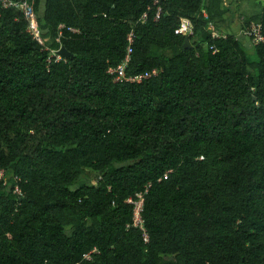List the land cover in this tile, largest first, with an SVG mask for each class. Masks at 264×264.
Segmentation results:
<instances>
[{"label": "trees", "instance_id": "obj_1", "mask_svg": "<svg viewBox=\"0 0 264 264\" xmlns=\"http://www.w3.org/2000/svg\"><path fill=\"white\" fill-rule=\"evenodd\" d=\"M156 1L36 0L45 46L0 5V264H264V45L213 37L224 0ZM132 31L127 76L159 74L115 82Z\"/></svg>", "mask_w": 264, "mask_h": 264}, {"label": "built area", "instance_id": "obj_2", "mask_svg": "<svg viewBox=\"0 0 264 264\" xmlns=\"http://www.w3.org/2000/svg\"><path fill=\"white\" fill-rule=\"evenodd\" d=\"M0 5L3 9H9L14 10L16 12L21 13L24 15L25 19L28 22V33L32 36V38L37 41L42 46H45L44 39H43V33L42 29L39 23V16L36 12V0H20L19 2H15L13 0H0ZM160 2L157 0L155 2V6H159ZM158 12H161V8L158 7ZM148 12L145 13L137 23H145L148 19ZM65 28L64 25H61L59 30L62 31ZM70 31L74 33H79L78 30H75L73 28H69ZM208 30L212 32V35L214 38H220L226 36H219V34L216 32L215 27L213 24H209ZM243 35L248 37L252 40L255 46H261L264 45V34L262 30V25L260 23L251 21L249 23L248 29H243ZM179 32L183 36L190 37L194 34V25L192 23V20L189 18H181L180 21V27ZM58 42H60V39H57ZM128 48H127V55L125 60L116 68H110L109 74L114 77L115 82H129L132 84H139L143 82L144 80L150 79L154 76H157L159 74L158 70L148 71L146 73L138 74L136 76L129 77L127 76V67L131 61V57L134 50V42H135V34L134 31H132L128 38ZM60 52L59 50H52L51 51V58H55L56 61L63 60L62 56L58 54ZM51 58H49V62L51 61ZM0 179L5 178V171L0 169ZM148 192V189L146 192L138 193L135 198H131L128 200V203L132 204L134 206V215H133V224L132 226L135 228H140L144 232V238L148 242L149 237L148 234L144 228V220H143V211H144V201H145V194ZM14 193L18 196H23V193L19 186L15 187Z\"/></svg>", "mask_w": 264, "mask_h": 264}, {"label": "rangeland", "instance_id": "obj_3", "mask_svg": "<svg viewBox=\"0 0 264 264\" xmlns=\"http://www.w3.org/2000/svg\"><path fill=\"white\" fill-rule=\"evenodd\" d=\"M245 1H248L246 5L243 4ZM235 4L239 5L235 6ZM263 5L264 0H224L225 18L216 28L219 36L237 38L251 60L255 59V45L251 39L243 35L242 29H248L253 18L262 13ZM58 54L63 56V52H58ZM97 179L98 175L95 172L87 170L86 175L78 181L74 188L82 184H95ZM169 259H173V257L170 256Z\"/></svg>", "mask_w": 264, "mask_h": 264}, {"label": "water", "instance_id": "obj_4", "mask_svg": "<svg viewBox=\"0 0 264 264\" xmlns=\"http://www.w3.org/2000/svg\"><path fill=\"white\" fill-rule=\"evenodd\" d=\"M189 44H190V40L187 38V39H186V47H187V48L190 47V46H188ZM60 53H62V51H61ZM63 56H64V53H63ZM63 56H62V57H63Z\"/></svg>", "mask_w": 264, "mask_h": 264}, {"label": "crops", "instance_id": "obj_5", "mask_svg": "<svg viewBox=\"0 0 264 264\" xmlns=\"http://www.w3.org/2000/svg\"><path fill=\"white\" fill-rule=\"evenodd\" d=\"M248 1H245L243 4L246 5ZM224 4V3H223ZM242 4V5H243ZM239 4H235V6H238ZM264 6V5H263ZM243 30V29H242Z\"/></svg>", "mask_w": 264, "mask_h": 264}]
</instances>
